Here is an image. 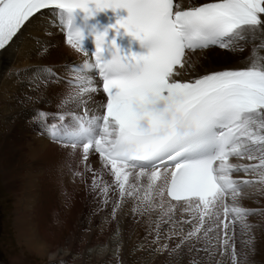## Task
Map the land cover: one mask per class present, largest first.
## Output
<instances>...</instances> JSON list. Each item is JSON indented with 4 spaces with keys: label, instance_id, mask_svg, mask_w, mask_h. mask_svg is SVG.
I'll use <instances>...</instances> for the list:
<instances>
[{
    "label": "snow or ice",
    "instance_id": "6c2138e0",
    "mask_svg": "<svg viewBox=\"0 0 264 264\" xmlns=\"http://www.w3.org/2000/svg\"><path fill=\"white\" fill-rule=\"evenodd\" d=\"M109 12L116 19L105 25L100 16ZM53 27L91 59L70 70H17L31 89L23 98L34 102L38 134L59 145L76 175H90L105 206L115 194L113 219L126 197L137 201L134 211L159 207L166 224L181 223L172 215L181 209L191 214L187 232L171 228L162 236L157 225L151 251L173 256L186 248L203 251L209 264L217 254L251 264L247 218L264 216V207L243 201L264 197V0H0V50L19 53L27 34ZM86 34L94 51L84 47ZM122 35L142 51L121 48ZM37 55L44 59L47 50ZM228 56L242 66H231ZM53 99L60 111H51ZM206 217L219 237L214 248L211 241L197 247L202 229L203 238L214 232L204 227ZM238 222L249 235L244 259Z\"/></svg>",
    "mask_w": 264,
    "mask_h": 264
},
{
    "label": "rangeland",
    "instance_id": "374dc122",
    "mask_svg": "<svg viewBox=\"0 0 264 264\" xmlns=\"http://www.w3.org/2000/svg\"><path fill=\"white\" fill-rule=\"evenodd\" d=\"M48 34L49 32L43 35L30 34V43L26 48L23 45L21 52H16L14 60L6 65L11 67L10 70L3 73L5 76L0 81V264H47L50 259L48 254L54 249L71 251L75 260L68 259L69 264H191L193 260L209 264V258L203 251L197 254L186 248L173 256L164 255L160 260L157 259L159 255L155 252L156 260L147 261V258L154 253L151 251L153 247L151 242L155 237L157 225L163 229L162 236H166L171 228L176 230L182 228L184 232H187L188 227L185 225L189 226L186 221L192 219L191 215L187 214L180 219L173 218L181 223L166 224L168 216L163 215L159 207H154L147 212L146 216L140 217L134 211L133 204H130L131 198L126 197L113 219L111 213L112 202L116 198L114 193L110 191L109 203L105 206L103 196L91 190V180L87 182L85 177L81 179L69 172L63 181L58 177L61 173L59 162L56 165L53 163L54 167L49 171V164L21 155L27 150L29 145L27 141L33 139L34 131L30 132V128L34 124L31 123L32 115L23 117L21 114L25 111L23 91L28 86L21 82L17 70L52 62L50 58L53 55V46L46 42ZM44 50H47V55L46 58L41 59L37 53L43 54ZM228 57L231 61L238 59ZM49 105L53 112L54 109L56 112L60 110L52 103ZM40 137L44 138L42 135ZM18 154L19 156H16ZM16 172L21 174L11 175ZM234 178L237 177L234 175ZM17 180L21 182L23 189L30 193L36 192L38 195V198H35L38 208L36 202H31L27 206L29 210L27 216L31 217L34 224L36 216H41L37 228L42 233L40 236L42 241L38 246L36 244L37 248L34 251L28 246L25 236H19L26 231L25 226L17 225L15 216L16 203L22 193L18 190L16 195L9 188V185L19 184ZM155 203H159L157 196ZM243 206L256 209L264 207V197L253 196L246 199L243 201ZM20 209L24 211L22 206ZM126 215L130 218L127 219ZM205 219L208 220L207 217ZM247 222L253 225L251 237L255 252L249 260L251 264H254L252 260L256 259V255L264 253V216L259 214L250 216ZM211 227L214 232L210 233L208 238H203L202 229V239L197 244L198 248L207 244L208 241H211L208 246L214 248L219 237L215 234V225L212 224ZM235 234L236 249L241 254L240 259H244L249 235L243 231L239 222L235 226ZM93 239H100L101 245L107 247L106 253L101 258H94L88 254V250L95 247L92 245ZM135 247L138 248L137 254L130 253ZM118 252H123L125 256L122 258L117 254ZM108 259H115L116 262L112 263ZM221 261L223 264H229V257L217 254L211 264H220Z\"/></svg>",
    "mask_w": 264,
    "mask_h": 264
},
{
    "label": "bare ground",
    "instance_id": "6f19581e",
    "mask_svg": "<svg viewBox=\"0 0 264 264\" xmlns=\"http://www.w3.org/2000/svg\"><path fill=\"white\" fill-rule=\"evenodd\" d=\"M60 32L61 31L58 28L53 27L47 36V40H46L47 44L50 45L51 47L53 46L52 47L53 55L50 58V60L52 62L48 63L47 65H61V66H65L66 70H70L72 67H75V66L82 64L86 59H90V57H84L82 53H76L74 50H71L69 48V46H67L65 39L63 37L61 38ZM50 34H51V36H49ZM30 41H31V35L27 34L23 40V45L25 46V48L30 43ZM15 55H16V52H14L11 49L0 50V81L5 76V75L3 76V73H6L7 71L10 70L11 67L9 68L6 65L11 63V60H14ZM225 59L228 62H230L231 66H235V67L242 66L241 61L239 59H235L232 61H231V59L229 60V57H226ZM68 75L71 78L73 73L71 71H68ZM28 91H31V89L26 88L23 91V94H24V92H28ZM53 91H55V90L49 89L46 93H44V95L45 96H51L53 94ZM23 100H24V98H23ZM103 101H104V99H103L102 94L97 96V103L98 104L103 103ZM24 102L25 103H24L23 107H24L25 111L21 114H23V117H27V116L32 115L31 109L34 107V102H26L25 100H24ZM50 103H52L56 107L57 101L55 99H53V100L49 101V104ZM54 112H56L55 109H54ZM24 120H28V119H24ZM33 128H34V130H32ZM32 131H34V135L32 136L33 139L27 141V144H29V145H27V150L24 151L21 155H24L25 157L30 158L31 160H39L42 163L49 164V171L52 169V167H54L53 165H56V163L59 162V164L61 166L60 167L61 173H60V176H58V175L57 176L60 179H62L63 181L67 178L69 172L73 176L81 178L79 175L75 174L76 171L79 170L78 167L76 165H74L73 163L67 161V159L63 156L59 145L51 142L46 136H44V138L40 137V135L37 134L38 129L35 127V125L30 128V132H32ZM25 145L26 144L24 143V146ZM16 156H19V154ZM54 171H55V168H54ZM16 174L20 175L21 172H16L15 174H11V175L13 176ZM85 178H86L85 180L87 182L91 180L90 175H86ZM8 179H12V178L8 177ZM105 179H107V177H105ZM18 183L19 184H13L12 183L13 185L12 186L9 185V188L11 191H14L16 193V195H17L18 190L21 191V193H22V196L18 198L19 200L16 203L17 210L15 213V216H16V220H17V225L19 227L25 226L26 231L23 234H20L19 236L20 237L25 236V240L29 243L28 246H30V248L33 249V251H34L37 248L36 244L38 246V244L42 241V240L40 241V239H42L40 237L42 233L37 228L39 225V221L41 220V216H36L35 224H34V221L31 219V217L27 216V214L29 213L27 206L31 202L37 203L35 198H38V195L36 192L30 193V192L26 191L25 189H23L21 182L18 181ZM145 183H146V181H145ZM140 195L141 196L144 195L143 190H141ZM164 199H165V207H167V203H168L169 199L167 197H165ZM158 200H159V197H158ZM172 203H175V202L173 201ZM130 204H133V208H135L137 201L135 199L131 198ZM19 205L22 206V208L24 210L23 212L20 209ZM37 208H38V203H37ZM135 212L140 217H142V215L144 217L147 214V212H140V211H135ZM187 214H189V213L184 212L181 209L180 211L174 212L172 215H173V218L178 217V219H180V218L186 217ZM189 215H191V214H189ZM125 217L127 219L130 218L129 215H126ZM206 221H207L206 222L207 227L209 225L210 226L212 225V222L209 219ZM185 226L188 227V230H190L191 224H189V226L186 224ZM32 231H34V233H32ZM167 235H168V233H167ZM262 239H263V237H262ZM92 245L95 247H93L92 249H89L88 254L94 258L95 257L96 258L103 257L107 251V247L101 245V240L100 239H93ZM258 247H260V246L258 245ZM263 248H264V242H263ZM51 250H52V248L49 250V252ZM263 251H264V249H263ZM123 252H118L117 254L121 255L123 258L125 256ZM132 252L134 254H137L138 248L137 247L132 248L130 253H132ZM156 254L157 253H155V252L152 253L151 257L147 258L148 259L147 261H153L154 262V260H156ZM263 254L262 255L257 254L256 259L255 260L253 259L252 262L254 264L255 263L256 264H262L264 262ZM48 255H49L50 259H49V262L47 264H69L68 259L75 260V257L72 256L71 251H69L67 249H54ZM158 255H159V256H157L158 260H160L164 256L162 254L160 255L159 253H158ZM108 261H110L112 263L116 262L115 259H108Z\"/></svg>",
    "mask_w": 264,
    "mask_h": 264
}]
</instances>
